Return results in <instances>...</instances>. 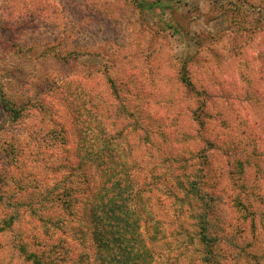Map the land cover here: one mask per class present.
Listing matches in <instances>:
<instances>
[{"label":"rangeland","instance_id":"374dc122","mask_svg":"<svg viewBox=\"0 0 264 264\" xmlns=\"http://www.w3.org/2000/svg\"><path fill=\"white\" fill-rule=\"evenodd\" d=\"M0 89L25 106L12 122L0 104V195L12 198L0 264H35L27 254L53 244L71 252L56 264L95 256L78 218L98 162L69 150L68 100L80 125L117 135L141 178L170 179L152 193L167 239L155 264H201L185 172L219 195L222 264H264V0H0Z\"/></svg>","mask_w":264,"mask_h":264},{"label":"trees","instance_id":"16d2710c","mask_svg":"<svg viewBox=\"0 0 264 264\" xmlns=\"http://www.w3.org/2000/svg\"><path fill=\"white\" fill-rule=\"evenodd\" d=\"M149 6L155 8L156 3H150ZM181 79L188 88L193 86L186 65L182 67ZM93 99L94 97L90 100ZM91 101L90 103H93ZM0 104L12 122L23 119L25 106L22 104L17 107L15 102L5 96L3 89H0ZM67 106L70 119L65 123L63 130L67 126L71 127L76 139L75 143L69 146L70 152L84 168L92 167L94 161L98 162L95 172L94 169L92 173L87 169L83 171L84 176L86 178L89 176L90 181L87 185L88 192H83L86 204L78 218L85 228L84 233L90 234L96 246L95 256L90 263L155 264L154 245L167 243V239L161 220L157 218L153 208L152 193L157 185L170 179L156 176L153 179L141 178L135 172L134 161L116 140L117 135H112L108 131L104 134L96 133L88 126L80 125L75 114L78 110L77 103L68 100ZM208 144L210 147L214 146L211 142ZM207 173L209 176V172ZM202 176L205 177L204 174ZM187 177L185 172L180 179V182L184 180L183 184H186L182 200L192 207L194 205L195 208L192 215L196 221V235L202 249L201 264H222L225 255L221 252L220 245L225 239L218 233L215 224L219 218L218 207L221 203L219 195L204 190L205 180L196 182ZM205 179L208 181L210 178ZM84 190L86 191V188ZM70 196V191L55 195L56 201L72 215L75 212L72 210ZM4 199L9 206L12 198L1 194L0 200ZM44 199L48 200L47 196ZM20 205V202L14 204L15 207ZM32 212L37 216L35 208ZM14 219L15 216L10 220L11 224L14 223ZM48 220L60 228L61 224H55L51 218ZM58 247L61 251L57 250ZM22 251L26 252V249L22 247ZM70 253L63 245L53 244L48 252L33 251L27 254V258L33 259L35 264H56L58 261H67V255ZM76 260L71 264H78Z\"/></svg>","mask_w":264,"mask_h":264}]
</instances>
